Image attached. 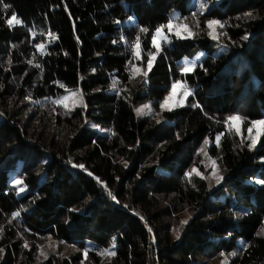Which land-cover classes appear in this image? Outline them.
<instances>
[{"label":"trees","instance_id":"16d2710c","mask_svg":"<svg viewBox=\"0 0 264 264\" xmlns=\"http://www.w3.org/2000/svg\"><path fill=\"white\" fill-rule=\"evenodd\" d=\"M195 11L223 21L224 38L169 35L133 74L137 37L144 58L172 13ZM175 81L190 88L184 104L135 112L157 110ZM72 88L76 105L46 113ZM234 114L242 129L264 117V0H3L0 264H264V135L251 146ZM48 236L72 250L38 259Z\"/></svg>","mask_w":264,"mask_h":264},{"label":"rangeland","instance_id":"374dc122","mask_svg":"<svg viewBox=\"0 0 264 264\" xmlns=\"http://www.w3.org/2000/svg\"><path fill=\"white\" fill-rule=\"evenodd\" d=\"M198 8L201 9L200 6H198ZM248 14L250 13L246 14L247 17L251 16ZM200 16L201 14L197 11H195L194 14H191L190 16L185 17V18H179L175 13H172L170 15L169 20L162 26L158 27L161 29L160 35L156 36V44L159 45V49L161 46V42L165 41L164 37L168 39L169 35H173L178 38H184V37H193L194 34L201 33V34H205L206 37L214 41L221 40L224 38V33H223L224 22L223 21L217 20V19H207L202 22L200 19ZM11 18L12 17H10V19ZM209 21H218L219 23L213 24L212 27L210 28L208 26ZM156 30L157 28L155 29L153 36L156 35ZM153 36L150 42L151 48L144 53V58H142L140 50L136 49L135 47L137 41L134 43L133 45L134 63L132 65L133 74H136L139 72H145L149 68V61L150 60L151 62L153 61V57H155V54L157 53V47L155 46L153 42ZM38 49H41V47H39ZM200 56L201 54L199 53L194 58H191L189 60L185 59L183 68L187 66H192V62L196 63ZM136 62L138 63L135 64ZM176 82H180V86H178L175 90H173L172 86ZM184 91H190V88H188V86L184 82L175 81L171 83L169 91L165 94L163 99L159 102L157 106V110H154L149 102H144L136 106L135 112L137 113V109L143 108V106L145 105H149L151 108V111L147 112V110H145L147 114H154L155 118H158L159 112L161 110L174 108L176 107L174 105H182L185 103L186 97H184L183 95ZM73 93H76V95H73ZM166 97L169 98L167 100V103L165 99ZM57 100L62 101V103H59V104L54 103V101H57ZM79 100H80V94H79L78 88H72L66 91L65 93L60 94L59 96L53 97L51 99H45L44 100L45 103H43L42 107H44L46 113H49V112L51 113V110L52 111L56 110L55 109L56 106H60V107L62 106L63 108L68 109L76 105L79 102ZM165 103H166V107L162 108L161 105ZM65 105H67V107H65ZM232 116H239V115L234 114ZM261 120H264V117L254 120V121H261ZM252 122L253 121H251L250 124L245 129H242V119L239 122L228 120L227 125L233 128L244 139L248 140L250 145L253 146L252 140L255 139L257 142V138H258L257 133L262 132L264 130V126H261L259 124L254 125ZM249 129H251V133L249 132ZM202 154H203V168H204L203 171L205 170V176H206L207 181L209 182L210 185L218 184L217 177L221 178V171H220L218 164L216 163L213 157L207 156L204 152H202ZM257 154H258V157L262 159L264 156V148L259 150ZM195 171L200 173L199 170L195 169ZM10 179L12 182L15 180H18L17 178H15L13 174H11ZM183 214L184 215L181 216L180 221L178 220L179 217L177 215L176 217L177 219L174 221V224L171 227V236L173 239H177L178 231L180 229L179 226L180 224H182V222L185 221V217L187 215L185 212H183ZM71 250L72 249L70 246L64 245L61 242L55 240L54 238L48 236V237L43 238V240L40 242L36 257L38 259H43L50 254L61 256V255L67 254Z\"/></svg>","mask_w":264,"mask_h":264},{"label":"snow or ice","instance_id":"6c2138e0","mask_svg":"<svg viewBox=\"0 0 264 264\" xmlns=\"http://www.w3.org/2000/svg\"><path fill=\"white\" fill-rule=\"evenodd\" d=\"M2 2H3V0H0V3H2ZM8 7H9L8 5H6V4L4 5V8H5V9H7ZM200 7H201V9L203 10L204 5L201 4ZM248 15H250V14H248ZM131 19H132V18L129 17V20H131ZM7 22H8V24H9L10 26H12L13 24H21V23H22V21H21L20 19H18V18L15 16V14H13L12 18L9 19ZM118 23H119V22H118ZM218 23H219L218 21H209V22H208V26L211 28L213 24H218ZM146 31H148V30H147V29H141V32H146ZM160 32H161V29H160V28H157V30H156V35L153 36V42H154L155 46L157 47V53L159 52L160 49H159V45L156 44V36L160 35ZM210 35H211V33H210ZM53 38H54V37H53ZM213 38H215V37H213ZM164 39L166 40L167 38L164 37ZM37 47L39 48V47H43V46H42V45H38ZM135 47H136V49H139V47H140V39H139V37H137V43H136ZM153 59H154V57H153ZM29 63H31V61H29ZM151 63H152V62H151V60H150V61H149V68H151ZM194 64H195V62H192V66L184 67V68L182 69V72H184V73H188V72L193 71ZM144 75H147V73H144ZM113 86L115 87V85H113ZM178 86H180V82H176V83H174L173 86H172V87H173V90H175ZM73 95H76V93H73ZM183 95H184V97L190 96V95H191V92H190V91H184ZM65 99H67V98H65ZM165 99H166V103H167V100H168L169 98L166 97ZM54 103L59 104V103H62V101L57 100V101H54ZM166 103H165V104H162L161 107H162V108L166 107ZM174 106H180V105H174ZM65 107H67V105H65ZM145 110H147V112H150V111H151L150 106H149V105H145V106H143V108L137 109V114H138V115H144V114H147V112H146ZM169 110H171V108H169ZM228 120H229V121H236V122H239V121L241 120V118H240L239 116H230V117H228ZM252 123H253L254 125L259 124V125H261V126H264V120H261V121H253ZM249 132L251 133V129H249ZM257 135H258V136H259V135H264V132H258ZM217 139H219V137H218ZM205 143H207V141H205ZM255 143H256V140L253 139V140H252V145L254 146ZM79 167H83V165H80ZM193 171H195V169H194ZM188 175H191V174H188ZM220 179H221L220 177H217V183L220 182ZM258 182H259V183H264V181H258ZM13 183L19 185V184L22 183V181H20V180H15V181H13ZM20 191H23V188H21ZM14 215H18V214H14ZM182 223H186V221H185V222H182ZM27 246H28L27 243H25V247H27ZM105 254H107V255H115V253H114L113 251H110V250H105Z\"/></svg>","mask_w":264,"mask_h":264}]
</instances>
